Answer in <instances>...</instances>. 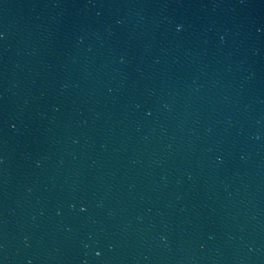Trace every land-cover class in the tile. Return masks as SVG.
I'll use <instances>...</instances> for the list:
<instances>
[{"label":"water","instance_id":"1","mask_svg":"<svg viewBox=\"0 0 264 264\" xmlns=\"http://www.w3.org/2000/svg\"><path fill=\"white\" fill-rule=\"evenodd\" d=\"M0 264H264V0H0Z\"/></svg>","mask_w":264,"mask_h":264}]
</instances>
